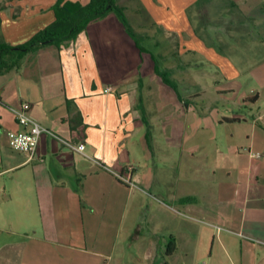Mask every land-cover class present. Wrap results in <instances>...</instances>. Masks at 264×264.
<instances>
[{
    "label": "crops",
    "instance_id": "1",
    "mask_svg": "<svg viewBox=\"0 0 264 264\" xmlns=\"http://www.w3.org/2000/svg\"><path fill=\"white\" fill-rule=\"evenodd\" d=\"M58 1L0 0V44L29 41L53 22ZM199 1L116 0L161 33L164 54L162 42H152V36L147 38L153 49L141 45L145 51H140L111 13L66 45L28 53L18 68L0 74V264H109L111 256L97 245L107 243L102 233L108 217L135 193L115 176L128 166L134 168L131 179L137 186L147 183L158 206L148 202V238L135 225L124 242L148 240L154 264L198 256L204 230L194 223L204 218L215 233L203 264H264V0H223L224 28L209 26L210 2ZM153 57L184 88L183 118L208 99L200 88L209 80L210 106L198 109L215 114L196 116L194 132L186 123L179 129L185 144L191 134L210 130L212 148L221 144L227 151L218 153L227 157L224 186L214 184L211 193L173 191L167 188L171 176L156 186L143 121L144 116L151 129L156 113L145 105L148 83L158 77ZM23 102L30 104L29 116L58 138L41 135L32 159L12 151L6 135L21 130L13 111ZM164 131L172 141L178 128ZM63 142L84 149L77 152ZM172 206L186 219L179 226L161 209Z\"/></svg>",
    "mask_w": 264,
    "mask_h": 264
},
{
    "label": "rangeland",
    "instance_id": "2",
    "mask_svg": "<svg viewBox=\"0 0 264 264\" xmlns=\"http://www.w3.org/2000/svg\"><path fill=\"white\" fill-rule=\"evenodd\" d=\"M207 1L210 3L206 6V21L212 22L209 26L216 28L227 27L228 18L222 15L227 11L221 8V4L225 0ZM135 7L136 5L131 4L132 10H134ZM125 15L129 25L138 35L141 45L146 48H150L151 44L148 41L147 36L149 39L152 36V42H154V40L155 42L157 40L162 42L159 46V52L161 54L165 53L167 49L164 47L166 44L163 42L164 39H162L163 37H161V33H155L156 30L149 25L148 21L142 14L132 15L128 11H125ZM209 26L207 24V27ZM168 41L170 49L172 48L174 42L171 38ZM158 67L160 71H165L163 61H158ZM171 77L172 76H170V79ZM148 84L150 87V96L145 100V105L147 107L154 108L156 113L151 114L150 118V136L152 139V147H147L151 150L149 165L151 166L152 171H154V174H157V178L159 179V183H157L156 186L163 187L166 184H164V178L171 176V183L167 184V188H171L173 191H178L181 187L188 188L189 190L197 188V190H203L204 193H211L214 184H219L220 187H223L224 184L221 181L224 180L223 168H226L224 162H226L227 157L224 156L226 157L225 159L221 158L222 155H218V153L226 155L227 151H225V148L221 144H218V150L212 148L210 143L212 142L214 134L210 132V130L203 131L201 134H198V136L191 134L192 139H190L191 136L190 138L188 136L189 141L185 144L186 139H183L179 129L186 123L189 128L188 132H190V130H193L194 132L199 118L202 119L215 114V111L213 110L209 113L207 110L201 111L198 109L210 106L209 101H211V97H213L214 93L212 88H207L210 85L209 80L207 81V78H205L204 87L200 88L204 90V96L208 99L205 98L206 100L204 103L199 104L197 110H194V115L191 114L189 118L182 117L184 109L180 101V97H184V88L180 84L177 82L175 83L176 91L165 85L159 77H156ZM224 105L226 106V103H224ZM198 111L199 114L196 115ZM198 115L199 117L196 119V116ZM168 127L178 128V131H176L177 135L172 137V141L168 140L169 138L164 135V128ZM202 142H204L205 145L203 148L200 147ZM196 146L199 148L195 149ZM193 148L195 150H190ZM182 150H184L186 156L185 158L182 155ZM217 156L219 158H216ZM186 159L187 161H185ZM190 177H197L198 179H202L204 182L202 184L198 183L197 185L195 183H181L182 179L189 182ZM212 181L214 183H212ZM147 185V183L143 182L137 186L136 189H134L135 193L129 203L125 205V202H123L122 205L120 204V207L118 204L117 212L113 210L114 213L108 217V226L106 227L105 232L102 233V235L106 237L107 243L101 246L97 245V249H100V251L111 256L109 264H154L153 259L147 256L150 249L148 240L142 244L124 242V238L127 235L125 233L132 231L135 225H139L137 229H139L138 232L140 235H144L145 238H148L149 236V228L147 226L148 202H152L155 206H158V202L153 199V195L149 196V194L153 192ZM165 203H167V205H172L167 201ZM161 209L172 219L173 225L179 226L186 220L184 219V216L180 214V210L175 206H172V208L162 207ZM121 216L123 220L120 224L119 220ZM194 224H196L198 228L201 227L204 230V235L201 239V251L198 253L199 255L193 259H189V261H185L182 255H178V257L173 259L171 264L206 263V253L210 248L212 235L215 233V229L212 227L211 221L206 218H204L202 222ZM116 234L118 237L115 240ZM100 264H108V262L104 260Z\"/></svg>",
    "mask_w": 264,
    "mask_h": 264
},
{
    "label": "trees",
    "instance_id": "3",
    "mask_svg": "<svg viewBox=\"0 0 264 264\" xmlns=\"http://www.w3.org/2000/svg\"><path fill=\"white\" fill-rule=\"evenodd\" d=\"M204 0H200V5ZM54 20L51 24L38 31L29 41L19 46L0 44V74L11 69L18 68L23 57L31 52H35L45 46L53 45L61 47L75 38L86 27L94 21L105 18L113 13L124 26L127 34L132 38L140 51H145L141 46L138 35L133 31L125 15L123 7L117 5L116 0H90L88 4L59 0L52 7ZM155 62V73L161 81L176 91L175 83L170 79L169 73L160 71ZM143 121L146 126L145 139L150 147V126L145 117ZM174 251V247L172 248Z\"/></svg>",
    "mask_w": 264,
    "mask_h": 264
},
{
    "label": "built area",
    "instance_id": "4",
    "mask_svg": "<svg viewBox=\"0 0 264 264\" xmlns=\"http://www.w3.org/2000/svg\"><path fill=\"white\" fill-rule=\"evenodd\" d=\"M108 91H110V88H107L105 90V92ZM29 111L30 104L26 102L21 103L19 107L13 111L15 120L17 124L21 127V130L8 131L6 135L8 140V147L12 151L21 153L27 156L28 159H32L37 149V145L41 135L49 134L52 137H57L51 134L47 129L43 128L37 122H35L29 116ZM63 143L77 152H82L84 149L83 144H79L78 146H72L70 144H67L66 142ZM133 171L134 168L132 166H128L122 171L115 173V176L119 181L123 182L128 187L136 188V182L131 179ZM217 231H219V228H217Z\"/></svg>",
    "mask_w": 264,
    "mask_h": 264
}]
</instances>
